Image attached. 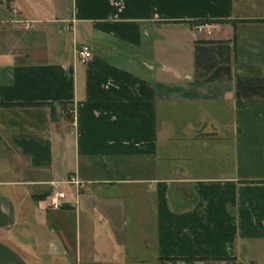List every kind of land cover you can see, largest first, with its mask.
<instances>
[{
  "label": "crops",
  "instance_id": "0c3cea01",
  "mask_svg": "<svg viewBox=\"0 0 264 264\" xmlns=\"http://www.w3.org/2000/svg\"><path fill=\"white\" fill-rule=\"evenodd\" d=\"M0 103V264H264L256 0H0Z\"/></svg>",
  "mask_w": 264,
  "mask_h": 264
},
{
  "label": "built area",
  "instance_id": "2783aa9c",
  "mask_svg": "<svg viewBox=\"0 0 264 264\" xmlns=\"http://www.w3.org/2000/svg\"><path fill=\"white\" fill-rule=\"evenodd\" d=\"M216 28V24L210 21H204L196 24L195 29L198 33H205L211 35ZM77 56L81 63H87L93 56L92 49L89 45H81L77 47ZM66 183L75 185L78 189H81L84 183L79 179L77 175H70L66 180ZM65 194L59 190L54 189L50 196V207L54 209L61 208L63 205V198Z\"/></svg>",
  "mask_w": 264,
  "mask_h": 264
},
{
  "label": "trees",
  "instance_id": "16d2710c",
  "mask_svg": "<svg viewBox=\"0 0 264 264\" xmlns=\"http://www.w3.org/2000/svg\"><path fill=\"white\" fill-rule=\"evenodd\" d=\"M202 22H204V21H202ZM3 104L4 105H9V104H12V103H3ZM18 104H24V105H26V104H28V105L29 104H31V105H49L51 107L52 111L54 110V104H52V103L51 104H47V103H18ZM168 260L177 261L179 259H168ZM182 260L186 261L187 263L193 264L197 260H205V259L204 258H191V257H187V258L182 259ZM226 260H230V259L227 258ZM233 264H238V263H233Z\"/></svg>",
  "mask_w": 264,
  "mask_h": 264
},
{
  "label": "rangeland",
  "instance_id": "374dc122",
  "mask_svg": "<svg viewBox=\"0 0 264 264\" xmlns=\"http://www.w3.org/2000/svg\"><path fill=\"white\" fill-rule=\"evenodd\" d=\"M256 1H257V3L260 5V9H261V11L264 12V0H256Z\"/></svg>",
  "mask_w": 264,
  "mask_h": 264
}]
</instances>
